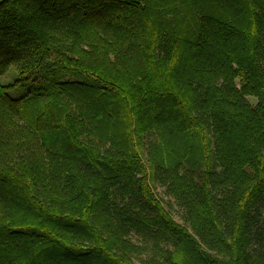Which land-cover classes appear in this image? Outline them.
Masks as SVG:
<instances>
[{
  "label": "trees",
  "instance_id": "trees-1",
  "mask_svg": "<svg viewBox=\"0 0 264 264\" xmlns=\"http://www.w3.org/2000/svg\"><path fill=\"white\" fill-rule=\"evenodd\" d=\"M11 68L0 264H264V0H0Z\"/></svg>",
  "mask_w": 264,
  "mask_h": 264
},
{
  "label": "rangeland",
  "instance_id": "rangeland-1",
  "mask_svg": "<svg viewBox=\"0 0 264 264\" xmlns=\"http://www.w3.org/2000/svg\"><path fill=\"white\" fill-rule=\"evenodd\" d=\"M15 76V70L13 68H11L5 75L1 76L0 77V82L2 84H9L10 81L14 78ZM26 92L25 89L23 88H18V87H14V88H11L9 90V94L13 97V98H19L21 97L22 95H24ZM155 193L158 195V196H162V193H161V189L159 187H156L154 189ZM172 213V216L179 222V223H183V217H182V213L181 211L175 207V210H172L171 211Z\"/></svg>",
  "mask_w": 264,
  "mask_h": 264
}]
</instances>
